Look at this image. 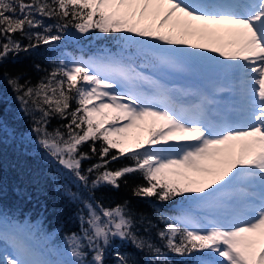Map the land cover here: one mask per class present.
<instances>
[{
  "label": "snow or ice",
  "instance_id": "snow-or-ice-1",
  "mask_svg": "<svg viewBox=\"0 0 264 264\" xmlns=\"http://www.w3.org/2000/svg\"><path fill=\"white\" fill-rule=\"evenodd\" d=\"M144 21L151 23L139 27ZM70 28L81 35L92 29L120 34L123 48L60 58L35 85L21 84V73L3 75L21 112L31 117L37 145L60 166L63 195L79 205V233L65 234L64 249L37 248L30 238L37 226L0 217V242L11 250L4 264H104L117 238L150 252L149 264H173L169 253L186 258L182 264H264V0H0V64L9 54L61 42ZM17 33L29 43L22 45ZM218 33L227 39L209 51L224 59L177 47L189 43L187 36ZM137 56L173 68L179 57L211 62L218 76L189 93L193 103L177 108L169 89L153 95L138 90L145 77L131 63ZM54 117L67 122L49 131ZM133 128L147 135L130 138ZM85 144L89 151L80 150ZM225 151L227 167L211 180L182 186L173 178L187 180V170L210 171L203 162ZM91 156L99 159L84 169L82 161ZM125 156L131 164L108 167ZM136 173L145 183L132 187L133 196L161 202L180 196L196 210L160 215L163 248L136 234L127 200L105 206L95 195ZM69 183L82 190L73 192ZM151 227L148 220L144 230ZM113 255L115 264H136L120 251Z\"/></svg>",
  "mask_w": 264,
  "mask_h": 264
},
{
  "label": "trees",
  "instance_id": "trees-1",
  "mask_svg": "<svg viewBox=\"0 0 264 264\" xmlns=\"http://www.w3.org/2000/svg\"><path fill=\"white\" fill-rule=\"evenodd\" d=\"M45 23H55L54 20L45 18ZM69 35L65 36L58 47L40 45L29 51H21L8 58L0 64V117L3 118L4 128L0 129V215L3 214L16 222L25 220V223L37 226L32 229L31 242L37 248L46 247L51 244L65 248L63 237L65 234L79 233L80 222L77 216L79 205L69 200L63 195L60 185L65 183L61 174L60 166L56 165L44 150L36 143V136L30 131L31 117L24 115L19 102L15 99V93L6 82L5 72L15 75L21 73L20 83L30 81L35 85L39 79L51 71L53 61L60 58L62 47L71 49L74 55L85 57L89 52L95 51L98 54L105 50L117 53L123 48L124 42L119 39L120 34H101L98 30H90V34H79L75 29H69ZM74 34V35H73ZM22 45L29 41L20 36ZM134 62L140 63L144 67V73L160 70L154 65V60L149 56H137ZM39 65V68L36 67ZM209 74V68L205 66L196 67L192 73L194 78L205 79ZM73 107L75 103L73 102ZM39 115V113H37ZM66 120L52 118L47 125L49 131L56 128ZM62 131H66L61 129ZM99 148V141L96 142ZM81 151H89V145L81 147ZM115 155L116 150H111ZM91 155V153H90ZM98 156H91L90 159L82 161V167L88 168L91 164L98 161ZM128 157H121L115 162H111L108 167L116 169L125 164H131ZM124 181H127L125 183ZM142 176L139 173L126 175L120 182L119 188L111 186L102 187L96 190L97 199H102L105 206L115 205L127 200L129 207L133 209L137 220V235L150 239V242L163 248V241L157 235L158 230L166 227L160 219V215H179L181 212H194L187 207H179L177 203L187 202L186 199L177 196L173 201L161 202L155 197H138L132 195V187L135 184H143ZM69 188L75 192L78 190L76 184L69 183ZM194 194H185V196ZM195 213V212H194ZM143 215L145 221L141 224L140 217ZM148 220L155 227L149 231ZM120 251L127 255L136 264H149L154 257L147 250L140 251L130 242L115 239L112 246L106 249L104 254V264H115L113 253ZM3 253L0 251V264H4ZM168 259L173 264H182L186 258L169 253Z\"/></svg>",
  "mask_w": 264,
  "mask_h": 264
},
{
  "label": "rangeland",
  "instance_id": "rangeland-1",
  "mask_svg": "<svg viewBox=\"0 0 264 264\" xmlns=\"http://www.w3.org/2000/svg\"><path fill=\"white\" fill-rule=\"evenodd\" d=\"M147 23H151V21H144L138 26L143 27ZM163 31L165 32L167 31V25L165 26V29H163ZM174 35H178V33H174ZM185 38L188 39L189 43L185 45H179L177 47L186 48L189 53L206 52L209 56L219 57L218 53L210 52L209 48L215 46L217 42L227 39V36L224 33H218L213 36L200 37L199 35H191ZM192 43H203L207 45V47L203 49H193L191 48ZM57 44H59V42L58 43L54 42V45ZM71 57L72 56H66V59H69ZM219 59H224V58L219 57ZM177 63L179 67L173 68L170 66L159 65L156 62H154V65L158 66L160 70L155 71L152 74H148V75L147 74L145 75L143 73L145 79L139 83L138 90L147 95H153L158 91L160 87L169 89L171 90L170 92L171 98H174L173 106L178 108V104L181 102L182 104H179L180 106L191 104L190 103L191 100L193 102V100L196 99V97L189 93L196 89L201 88L209 80L215 79L218 76V73L215 71V66L211 62L199 63V62H193V60L190 57H179L177 59ZM201 66L208 67L211 70L207 78L203 81V84H200V79L198 80L191 75L194 71H196V67H201ZM137 67H139L137 68L138 71L142 69L140 65H137ZM178 81H184V84L182 85L178 84L177 83ZM176 95L179 97L177 98ZM185 97H187L186 99L190 100V102H187V100L184 99H180ZM128 135L130 138L135 137L136 135H140L141 137H143L146 136L147 133L146 131H141L140 129L133 128L128 130ZM219 147H221L222 149L225 148V146L223 145ZM228 159H229L228 153L226 151L222 152L220 154H217L216 157L203 162L205 166L210 169V171L193 172L192 170H187V177H188L187 180H185L184 177H173V178L179 180L182 186L188 184L189 181L200 182L205 180H211L217 175L219 171L227 167ZM181 171H185V170L181 169ZM192 210L194 212L196 211L194 208H192ZM256 247L258 250L259 244H257ZM0 251L1 253H3L4 256L10 255L11 252L9 246L4 244L3 242H0Z\"/></svg>",
  "mask_w": 264,
  "mask_h": 264
},
{
  "label": "bare ground",
  "instance_id": "bare-ground-1",
  "mask_svg": "<svg viewBox=\"0 0 264 264\" xmlns=\"http://www.w3.org/2000/svg\"><path fill=\"white\" fill-rule=\"evenodd\" d=\"M176 97L178 98L179 96L176 95ZM187 97H188V96H187ZM187 97H185V98H180V99L187 100V99H186ZM189 98H190V97H189ZM173 99H174V98H171L172 105H173ZM175 100H176V99H175Z\"/></svg>",
  "mask_w": 264,
  "mask_h": 264
}]
</instances>
